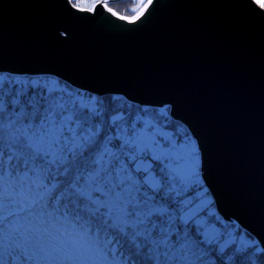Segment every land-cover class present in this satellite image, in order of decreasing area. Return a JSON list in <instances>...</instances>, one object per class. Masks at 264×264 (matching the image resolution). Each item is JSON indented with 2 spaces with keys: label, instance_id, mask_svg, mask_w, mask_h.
I'll return each instance as SVG.
<instances>
[{
  "label": "water",
  "instance_id": "95a60500",
  "mask_svg": "<svg viewBox=\"0 0 264 264\" xmlns=\"http://www.w3.org/2000/svg\"><path fill=\"white\" fill-rule=\"evenodd\" d=\"M119 16L0 0V74L167 109L196 144L218 216L264 253V11L253 0H155L134 24Z\"/></svg>",
  "mask_w": 264,
  "mask_h": 264
},
{
  "label": "snow or ice",
  "instance_id": "6c2138e0",
  "mask_svg": "<svg viewBox=\"0 0 264 264\" xmlns=\"http://www.w3.org/2000/svg\"><path fill=\"white\" fill-rule=\"evenodd\" d=\"M154 2L134 0V15L119 19L134 24ZM253 3L264 11V0ZM98 5L117 15L107 0L72 3L89 13ZM5 84L23 86L5 90ZM104 123L95 103L47 82L0 77V264H196L179 234L171 239L182 209L169 211L171 194L195 175V151L186 153L190 175L171 169L159 180L138 181L109 152L111 138L97 139ZM57 222L71 230L53 234L44 226Z\"/></svg>",
  "mask_w": 264,
  "mask_h": 264
},
{
  "label": "trees",
  "instance_id": "16d2710c",
  "mask_svg": "<svg viewBox=\"0 0 264 264\" xmlns=\"http://www.w3.org/2000/svg\"><path fill=\"white\" fill-rule=\"evenodd\" d=\"M71 1L72 3L75 2V0ZM107 3L109 7H112L120 15H134L131 11L134 5L133 0H107ZM0 77H3L6 81H21L23 84H28L30 81H39L41 84L47 82L52 87L64 90L66 96L70 94L72 98L81 100L84 104L91 106L95 103L105 121L100 126V137H97V139L99 140L105 134L111 138V143L108 144L109 152L120 155L121 160H125L128 166L133 169V179L138 181L147 174L143 169L137 171L135 168L140 159L149 163L150 170L158 179H160L163 171L171 170L166 165L170 161L167 158L156 157L154 159V152L149 150L143 154L139 153L134 159L129 158L126 150L131 147L129 144L124 143V138L126 136L129 137L130 132L135 133L137 129H143L153 133L152 135L154 136L156 132L158 140L164 147L180 145L186 140L192 139L187 129L169 116L167 109L157 110L150 107H140L127 102L120 96L97 97L74 89L66 83L49 76L32 77L0 74ZM22 86V84H5V90L8 88L14 90ZM26 90L32 91L33 89L29 86ZM90 97L94 98V100H90ZM119 114L122 115V119L117 120L116 124H113L112 117ZM146 120L151 121L148 126L146 125ZM114 145H122L123 148L114 147ZM87 154L88 152L85 150V155ZM180 160L174 161L172 165L178 164ZM171 198L173 203L169 207V211H173L177 206L182 209L179 213L180 218L176 220L173 228L171 239L174 242L178 233L181 240L184 241L185 249L189 251L190 255L194 254V257L198 258L196 264H264V253L256 241L247 233L253 240L252 244L239 246L232 243L227 246L224 245L225 237L228 236V229L233 225L224 222L218 216L212 197L202 181L198 180V184L191 187L184 185V190L179 195L172 193ZM191 214H194L193 217H190ZM44 226L49 227L53 234H55V229L63 231L68 228L69 231L71 230V226L63 222H57L54 226ZM211 227L215 228L214 233L208 232Z\"/></svg>",
  "mask_w": 264,
  "mask_h": 264
},
{
  "label": "rangeland",
  "instance_id": "374dc122",
  "mask_svg": "<svg viewBox=\"0 0 264 264\" xmlns=\"http://www.w3.org/2000/svg\"><path fill=\"white\" fill-rule=\"evenodd\" d=\"M137 1V0H136ZM9 75V74H8ZM15 76V75H14ZM35 77V76H32ZM122 117L121 114L117 115ZM116 117V116H115ZM150 120H146V125L148 126ZM153 133H149V131L146 130H139L137 129L135 133L130 132L129 137H125L124 140L129 141H136L135 145L129 143V146L131 147L127 151V155L129 158L133 159V157H136L139 155V153H144L145 151H153L154 157L159 158H167L170 162H167L166 165L169 166L171 169H176L177 171H180L184 175H190L193 171L191 166V160L186 155L189 151L194 150L195 151V175L191 178V180L187 181L185 185L187 187L194 186L198 184V180H201L200 177V158H199V152L197 151V147L193 139L186 140L180 145H171L170 147H164L161 145L160 141L158 140L157 133L155 132V136L152 135ZM135 148L136 152L133 151ZM113 153V152H112ZM183 157V159H182ZM181 159L178 164L172 165L174 161ZM120 163L125 168L126 172L128 174H131V176L134 177L133 169L128 166L127 162L125 160H121ZM148 162H143V160H139L136 164L135 168H139L140 170L147 169V174L144 177H147L149 182H151L153 179L159 180L157 176L150 170ZM132 169V170H131ZM198 210V208H197ZM194 214H191L190 217H193ZM208 232H215V228L211 227L208 229ZM228 236L225 237L224 245H230V244H237L239 246L242 245H248L252 244L253 240L246 234L245 231L241 230L236 224H233L232 227L228 229ZM254 239V238H253ZM255 240V239H254ZM257 243V242H256ZM258 244V243H257Z\"/></svg>",
  "mask_w": 264,
  "mask_h": 264
},
{
  "label": "built area",
  "instance_id": "2783aa9c",
  "mask_svg": "<svg viewBox=\"0 0 264 264\" xmlns=\"http://www.w3.org/2000/svg\"><path fill=\"white\" fill-rule=\"evenodd\" d=\"M133 3H134V0H133Z\"/></svg>",
  "mask_w": 264,
  "mask_h": 264
},
{
  "label": "bare ground",
  "instance_id": "6f19581e",
  "mask_svg": "<svg viewBox=\"0 0 264 264\" xmlns=\"http://www.w3.org/2000/svg\"><path fill=\"white\" fill-rule=\"evenodd\" d=\"M71 1V0H70ZM72 2V1H71Z\"/></svg>",
  "mask_w": 264,
  "mask_h": 264
}]
</instances>
